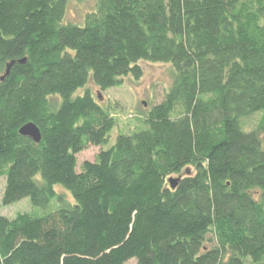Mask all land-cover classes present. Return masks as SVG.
Instances as JSON below:
<instances>
[{"label":"trees","instance_id":"16d2710c","mask_svg":"<svg viewBox=\"0 0 264 264\" xmlns=\"http://www.w3.org/2000/svg\"><path fill=\"white\" fill-rule=\"evenodd\" d=\"M260 113L264 0H0V264H264Z\"/></svg>","mask_w":264,"mask_h":264},{"label":"rangeland","instance_id":"374dc122","mask_svg":"<svg viewBox=\"0 0 264 264\" xmlns=\"http://www.w3.org/2000/svg\"><path fill=\"white\" fill-rule=\"evenodd\" d=\"M144 77L139 84H129L120 88H112L106 92L100 93L99 90L93 89V92L101 97V103L107 101H113L115 103L116 111L114 117L119 122V130L124 134H129L137 125V119L140 113L148 108L147 102H149V93L153 83L162 79L166 80V67L163 65L146 64L144 65ZM82 91L79 92L81 94ZM101 97V98H102ZM104 101V102H103ZM142 103H146L145 107H141ZM264 114L260 113L252 118L246 120V124L254 126L262 118ZM62 189L57 188V192ZM64 198H67L65 194H62ZM68 199V198H67ZM57 202H54L51 209L57 208ZM50 209V210H51ZM36 215H42V212H36Z\"/></svg>","mask_w":264,"mask_h":264},{"label":"water","instance_id":"95a60500","mask_svg":"<svg viewBox=\"0 0 264 264\" xmlns=\"http://www.w3.org/2000/svg\"><path fill=\"white\" fill-rule=\"evenodd\" d=\"M26 60L21 61V64H24ZM15 65V62H11L7 65L6 75L2 78V80L10 74V71L12 67ZM20 135L27 137L34 141L35 143L39 144L42 140V133L37 125L34 123H28L25 126H23L20 131ZM170 183L172 184V187L175 188L178 186L179 180L177 179H171Z\"/></svg>","mask_w":264,"mask_h":264}]
</instances>
